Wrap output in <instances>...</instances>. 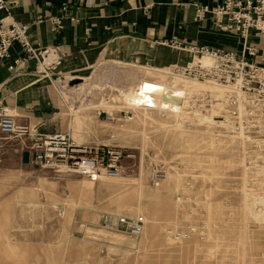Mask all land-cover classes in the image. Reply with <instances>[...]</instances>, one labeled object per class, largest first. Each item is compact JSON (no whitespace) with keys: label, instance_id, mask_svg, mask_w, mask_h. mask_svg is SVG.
<instances>
[{"label":"rangeland","instance_id":"374dc122","mask_svg":"<svg viewBox=\"0 0 264 264\" xmlns=\"http://www.w3.org/2000/svg\"><path fill=\"white\" fill-rule=\"evenodd\" d=\"M123 59H101L83 76H60L64 114L52 132L67 133L75 145L130 155L122 157L117 179L88 182L62 167L22 163L25 140L0 135V264H264V221L245 213L256 180L250 172L264 168V115L255 132H243L250 138L244 145L226 124L205 120L208 96L194 99L202 108L191 110L180 129L156 111L143 119L126 105L131 97L124 92L143 71L126 65L151 64ZM60 63L50 73L54 79ZM167 67L159 71L168 74ZM80 108L92 118L89 131L74 140ZM125 203L134 207L130 215L121 208ZM106 216H141L144 234L147 224L156 231L135 238L106 225Z\"/></svg>","mask_w":264,"mask_h":264},{"label":"crops","instance_id":"0c3cea01","mask_svg":"<svg viewBox=\"0 0 264 264\" xmlns=\"http://www.w3.org/2000/svg\"><path fill=\"white\" fill-rule=\"evenodd\" d=\"M218 2L16 0L10 18L28 27V39L34 47L54 49L61 63L56 79L50 76L49 80H36L33 73L36 65L32 60L27 61L23 73L11 74L6 66L20 56L21 50L16 43L10 45L8 58L0 61L1 105L16 114L19 122L36 125L39 132L51 134L58 117L64 114L63 99L57 87L64 74L83 76L101 59L114 57L151 64V68L125 64L140 73L144 70L160 72L162 66H168L170 71L187 66L185 63L192 57L195 59L187 49L191 45L239 52L242 47L239 38L214 30L208 16L194 18V4L212 8ZM53 21L57 22L58 29L54 28ZM247 42L257 50L256 61L264 65V38L250 31ZM141 75L134 74L133 81L147 78ZM79 86L70 89L79 90Z\"/></svg>","mask_w":264,"mask_h":264},{"label":"built area","instance_id":"2783aa9c","mask_svg":"<svg viewBox=\"0 0 264 264\" xmlns=\"http://www.w3.org/2000/svg\"><path fill=\"white\" fill-rule=\"evenodd\" d=\"M16 0H0V61L8 58L10 45H19L21 54L13 58L6 69L14 75L26 70L27 61L36 65V80L49 79L50 73L59 65L60 57L51 48L34 47L29 39L26 25L16 23L10 18V10ZM195 19L208 16L214 30L233 34L242 42L239 52L212 49L205 46L191 45L187 47L197 59L192 66L174 69L176 74L184 77L211 81L226 89V106L233 124L238 125V98L243 94L250 101L244 110L251 125H244V134L255 132L254 118L264 114V65L256 61V48L247 42L248 34L254 31L258 37L264 38V0H219L212 8L205 5H193ZM54 28L58 29L56 21ZM51 56L50 60H47ZM207 56L211 59L208 66L199 63L198 58ZM0 135L26 142L25 151L29 164L39 168H64L88 182L97 181L100 177H115L120 172L122 153L110 147H86L75 145L67 133L54 132L43 134L36 125L16 123L14 116L7 112L0 100ZM250 135V134H248ZM106 225L117 227L130 236L139 234L142 227L141 217L106 216Z\"/></svg>","mask_w":264,"mask_h":264},{"label":"bare ground","instance_id":"6f19581e","mask_svg":"<svg viewBox=\"0 0 264 264\" xmlns=\"http://www.w3.org/2000/svg\"><path fill=\"white\" fill-rule=\"evenodd\" d=\"M50 59H51V56H49L47 60H50ZM198 61L203 66H208L211 62V59L207 56H202L201 58H198ZM189 66H192V65H187L183 67H189ZM178 67H181V66H178ZM178 67L172 68L168 74L163 73V72H154L151 70H144L142 76H145L147 78H144V79L139 78L138 83L135 88L130 87L124 90L126 95L131 97V99L126 100V105L132 108V110L137 111V113L138 112L141 113L143 119L147 117L148 112H152V111H156V112L166 115L168 119L172 121L173 128H174L173 130H175V129H180L182 124L186 121V119L188 120L187 118L189 117L188 113H190L191 110L194 112L202 108V107L196 106L194 99L201 98L203 100V98L208 96L210 100L209 104L211 105V109L210 110L208 109V111L203 109L204 111L203 116L205 117V120L207 122L213 121L214 124H217L220 126H224L225 124H226L225 125L226 127L229 126L233 133L232 138L240 140V143L242 145L245 144V141L247 139L250 140L249 137L244 136L243 132L245 129L250 130V127L245 128L244 125H251V122L248 121L247 114L245 113V111L240 110L242 107H245L248 104H250V101H247L246 97L241 93H238L236 95L238 98V107H237L238 125L237 127H235L237 131H235L233 128L234 125L232 126V122H234L233 121L234 118L230 117L229 112H227L228 107L226 106V96H227L225 94L227 92L226 89H224V87L222 86H219L207 80H201V81H204L205 82L204 83V82H199L200 80H196L192 78L189 80H186L188 79V77H186L185 79H182L184 76L176 74L174 72V69ZM150 75H153V76H150ZM179 76H182V78L181 77L179 78ZM84 109L85 108H80L79 110L77 109L76 111H74L75 113V117L73 121L74 124L73 126H71L72 127L71 137L74 140L79 138L82 130H84L85 132L89 131V121L88 120L92 118V115L80 114V111ZM213 115H219L222 120L220 122L214 121L212 118ZM259 117L260 115L254 118V122H253L254 124H255V121ZM247 172H250V169L247 170ZM250 173H252L253 176H255L256 180L250 186L253 189L252 191L249 190L251 191L250 195L252 197V204L245 206V213L253 221H264V168L259 165L255 166L254 170ZM104 178L117 179L118 175L115 177H100L97 181H94V182H98L100 179H104ZM138 188L140 191L141 189L143 190L141 186H138ZM257 189L262 190V193H258L254 191ZM249 191L246 190V193L248 194ZM121 208H124V213L125 214L129 213V215L130 213H133V210H134V207L127 203L123 204ZM142 212L148 215L147 212L145 211H142ZM136 217H141V216H136ZM116 218H113V222L115 221ZM141 220H142V227H141L139 234H137L136 236H132V237L136 238L141 235V238L144 239L146 232H149V231L152 232L155 230V228L149 227L147 224V226H145L147 230L144 234V231H142L143 224H144L142 217H141ZM97 235L99 234L97 233ZM107 235L110 236L111 234L109 235V233H107Z\"/></svg>","mask_w":264,"mask_h":264},{"label":"water","instance_id":"95a60500","mask_svg":"<svg viewBox=\"0 0 264 264\" xmlns=\"http://www.w3.org/2000/svg\"><path fill=\"white\" fill-rule=\"evenodd\" d=\"M21 162H22V163H27V162H28V154H27L26 151H23V152L21 153Z\"/></svg>","mask_w":264,"mask_h":264}]
</instances>
